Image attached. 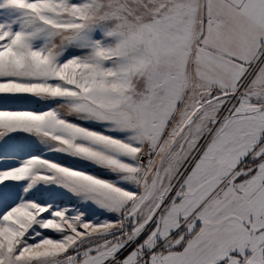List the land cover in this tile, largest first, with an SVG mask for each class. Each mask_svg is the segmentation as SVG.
I'll use <instances>...</instances> for the list:
<instances>
[{"label":"snow or ice","instance_id":"obj_1","mask_svg":"<svg viewBox=\"0 0 264 264\" xmlns=\"http://www.w3.org/2000/svg\"><path fill=\"white\" fill-rule=\"evenodd\" d=\"M0 264H264V0H0Z\"/></svg>","mask_w":264,"mask_h":264}]
</instances>
